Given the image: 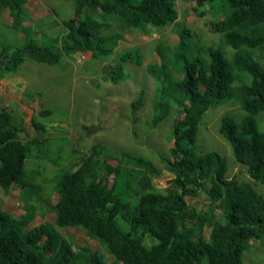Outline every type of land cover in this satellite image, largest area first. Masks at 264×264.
<instances>
[{
  "label": "trees",
  "instance_id": "obj_1",
  "mask_svg": "<svg viewBox=\"0 0 264 264\" xmlns=\"http://www.w3.org/2000/svg\"><path fill=\"white\" fill-rule=\"evenodd\" d=\"M26 1L0 0V13L8 9L9 26L23 35L21 45L0 50V78L16 71L25 57L56 64L63 55L89 51L92 58L107 59L123 37L120 30H106L112 15L120 17L124 29L142 33L147 27L172 24L178 42H156L159 61L146 68L157 86L152 126L171 112L172 104L180 118L168 156L163 157L173 175L164 189L153 188L157 171L151 160L122 151L116 162H99L94 146L75 167L54 164L60 172L54 188L58 196L50 204L55 218L27 228L37 208L23 199L22 169L31 157L30 143L40 140L45 126L33 114L35 136L22 140L21 122L13 111L0 108V188L4 195L11 186L20 188L24 209L15 217L0 201V264H107L100 250L75 244L57 227L80 228L115 264H243L241 254L250 241L264 236V192L228 178L226 159L216 151H199L195 135L206 110L236 101L244 115L235 120L225 112L219 132L249 177L264 184V129L255 118L264 111V68L252 55L259 50L264 60V0H180L221 15L209 22L211 31L221 34L222 45L216 46H205L198 37L193 40L190 30L175 22L176 0H73L74 15L66 21L57 47L32 42L30 26L24 24L29 15L18 6ZM222 46L232 49L230 58ZM119 60L143 63L138 46L122 50ZM109 75L114 82L120 79V62ZM142 103L140 94L131 107L136 110ZM199 193L218 204L219 217L187 206L185 197ZM144 235L156 242L145 246Z\"/></svg>",
  "mask_w": 264,
  "mask_h": 264
},
{
  "label": "rangeland",
  "instance_id": "obj_2",
  "mask_svg": "<svg viewBox=\"0 0 264 264\" xmlns=\"http://www.w3.org/2000/svg\"><path fill=\"white\" fill-rule=\"evenodd\" d=\"M174 5L177 10L175 22L186 26L193 40L198 37L205 46L222 45L221 34L211 31L209 26L210 21L221 15L212 16L206 11V6L195 8L193 2L176 0ZM18 6L29 15L24 24L30 26L33 43L59 46L66 21L74 15L73 0H27ZM203 10L205 12L200 14ZM10 21L8 9L2 10L0 50L5 48L11 51L23 43V35L9 26ZM106 30H120L123 34L114 53L107 59L92 58L89 51L63 55L56 64L25 57L16 71L5 73L0 78V106L14 110L16 121L21 122L25 129L24 133H19L20 137L29 140L35 136L29 114H35L36 119L45 126L39 135L40 140L29 146L31 157L25 159L22 169L24 194L13 186L4 195L0 188L2 207L15 217L24 212L23 199L36 206V214L26 225L27 228L54 218L50 204L58 196L54 188L59 168L75 167L84 155L91 154L94 146L99 162H116L118 153L122 151L151 160L157 171L152 179L156 190L164 189L173 178L164 167L163 157L168 156L173 144L172 130L180 114L178 107L172 104L171 112L152 126L153 96L157 86L146 67L153 61H159L155 51L156 42L173 45L178 42L179 35L172 24L160 29L147 27L145 33L136 29L126 30L116 15L111 16L110 26ZM133 46L141 50L142 65L119 60V53ZM222 49L224 56L230 58L232 49L228 46H222ZM252 55L264 68L259 50H254ZM119 62L122 75L114 82L109 71ZM140 94L143 95V103L133 110L131 103ZM40 110H48L49 113L40 116ZM225 112H229L235 120H240L245 113L236 101L210 107L197 125L196 147L201 152H218L227 161L228 178L246 183L263 193L264 184L249 177L246 167L235 160L231 145L219 132L220 120ZM255 118L258 128L263 130L264 111ZM54 164H59V168ZM185 201L188 207L203 210L207 215L213 213L219 217L221 214L218 204L210 203L204 193L196 197L186 196ZM122 224L124 228H129L128 223ZM57 229L75 244L100 250L107 264H115L113 257L80 228ZM208 232L209 226L206 225L204 234ZM142 238L145 246L156 242L148 235ZM241 259L243 264H264V236L252 239L242 252Z\"/></svg>",
  "mask_w": 264,
  "mask_h": 264
},
{
  "label": "crops",
  "instance_id": "obj_3",
  "mask_svg": "<svg viewBox=\"0 0 264 264\" xmlns=\"http://www.w3.org/2000/svg\"><path fill=\"white\" fill-rule=\"evenodd\" d=\"M0 108H1V106H0ZM13 113H14V110H13ZM14 115H15V114H14ZM15 117H16V115H15ZM29 117H31L30 114H29ZM24 131H25V129L22 128L21 132H19V133H24ZM19 136H20V135H19ZM22 140H23V139H22ZM12 187H13V186H11V188H12ZM11 188H10V189H11ZM10 189H9V190H10ZM18 189L20 190V188H18ZM11 191H12V190H11ZM9 196H10V192H9ZM55 201H56V200H55ZM55 201H54V202H55ZM54 202H52V203H54ZM1 207H2V204H1ZM2 208H3V207H2ZM3 209H4V208H3ZM4 210H5V209H4ZM6 211H8V210H6ZM8 212H9V211H8ZM42 213H43V215H44V212H42ZM54 218H55V214H54ZM54 218H53L52 220H47V221H53ZM45 221H46V220H45Z\"/></svg>",
  "mask_w": 264,
  "mask_h": 264
}]
</instances>
